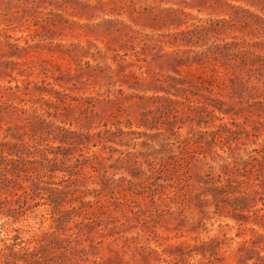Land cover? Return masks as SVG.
I'll return each mask as SVG.
<instances>
[{"label":"rangeland","instance_id":"rangeland-1","mask_svg":"<svg viewBox=\"0 0 264 264\" xmlns=\"http://www.w3.org/2000/svg\"><path fill=\"white\" fill-rule=\"evenodd\" d=\"M261 39L264 1L0 0V264H264Z\"/></svg>","mask_w":264,"mask_h":264},{"label":"trees","instance_id":"trees-1","mask_svg":"<svg viewBox=\"0 0 264 264\" xmlns=\"http://www.w3.org/2000/svg\"><path fill=\"white\" fill-rule=\"evenodd\" d=\"M257 2H259V3H262L264 0H256ZM252 14V13H251ZM260 18V16H258V15H256V18ZM262 40V39H261ZM253 41V42H249V41H245V43L247 44V46H249L250 48L249 49H244V50H241V51H243L244 53H246L247 54V58L248 59H246V60H250L251 61V65L252 66H254V65H256V62H253L255 59H261V61L263 62L262 63V65H261V67H259L258 69H257V71L258 72H260V71H262L263 69V67H264V54H262V53H254V49H251V47H254V48H263L264 47V40H262V41ZM260 50V49H259ZM251 56V57H249V56ZM245 60V61H246ZM251 66V67H252ZM263 74V73H262ZM241 87L242 86H244V85H246V81L245 80H241ZM111 131V129H107L105 132H110ZM99 132H100V130H99ZM104 132V131H103ZM4 151V149H2V148H0V152H3ZM7 157L5 156V155H3V158H2V160H3V162H1V164H3L2 166H6L7 164V159H6ZM244 161H248L247 159H243ZM50 169H49V172H51V174L53 175L55 172H57L56 170L57 169H55L54 168V166H50L49 167ZM160 194H164V195H166L167 194V192L163 189L162 191H161V193ZM4 214V212H1L0 211V215L2 216ZM4 216H7V215H4ZM1 225V224H0ZM23 246L22 245H20L18 248H19V250L22 248ZM4 254V249H1L0 250V255H3Z\"/></svg>","mask_w":264,"mask_h":264}]
</instances>
